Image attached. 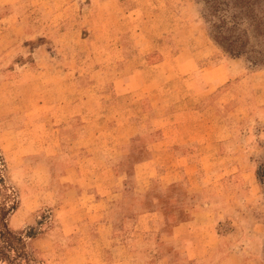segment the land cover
Segmentation results:
<instances>
[{
    "label": "crops",
    "instance_id": "1",
    "mask_svg": "<svg viewBox=\"0 0 264 264\" xmlns=\"http://www.w3.org/2000/svg\"><path fill=\"white\" fill-rule=\"evenodd\" d=\"M64 2L0 0L11 6L0 15V41L9 46L10 20L20 23L36 10L47 14L44 27L56 26L57 41H73L86 21L69 16L78 0ZM77 9L83 18L92 15L87 29L112 31L105 40L121 46L118 58H140L138 50L125 54L117 36L123 14L134 10H124L120 0H90ZM28 24L22 33L35 38L38 26ZM41 48L26 61L13 56L0 63V144L19 198L9 224L18 231L45 226L30 240L45 264H264L262 218L240 209L256 184L247 163L249 135L232 136L262 95L264 71L259 75L243 61L235 72L230 67L240 58L225 53L196 70L192 54L176 64L174 57L158 60L168 70L159 82L146 67L112 78L102 67L83 68L87 55L76 56L75 64L70 54L36 56ZM143 73L146 79L139 78ZM232 76L238 79L226 85ZM151 96L152 106L163 110L151 118L162 134L148 137L146 156L127 173L123 159L147 136L136 110ZM228 99H237L238 111L225 112ZM114 158L122 159L119 167L110 164ZM46 209L49 225L40 222Z\"/></svg>",
    "mask_w": 264,
    "mask_h": 264
},
{
    "label": "rangeland",
    "instance_id": "2",
    "mask_svg": "<svg viewBox=\"0 0 264 264\" xmlns=\"http://www.w3.org/2000/svg\"><path fill=\"white\" fill-rule=\"evenodd\" d=\"M54 2V6H59L62 4L68 5V3L64 2V0H50ZM67 1V0H66ZM90 0H78L75 2V9L69 14L74 19L83 20L85 19L86 24H84L82 31L79 35L70 36L73 41H57V32L56 26L53 24L51 26H45V17L47 14H43L41 11L36 10V12L31 13L27 20H23L20 23L13 22L10 20L8 27V35L6 40H11L10 45L7 43L0 41V63H7L13 56L15 60L26 61L29 59V55L33 52V48L35 46H41L42 48L39 51H36V56H42L43 54L49 53H62V54H70L74 55V61L76 56L84 55L89 56L87 59L88 67L85 66L83 68H99L102 67L104 70L110 72V76L114 78L115 76H126L132 72V70H136L138 68L146 67L155 71V80L159 82L161 80L160 75L162 73H166L164 71H168L165 67V63H160V60L163 57H169L172 60V63L176 64L178 62L177 59L182 60L183 57L188 55H194L196 57V63L193 64L191 68L199 69L203 66L212 65L215 62H218L223 56H225L224 52L221 49L211 50L212 41L209 40L210 36L208 34V30L203 19V2L201 0H120L122 2V6L125 9L130 8L129 10H134L130 15H124L125 24H120L122 26V32H119L121 37V41L119 43L122 44L123 51L125 54L134 53L138 50L140 58L136 60H121L120 58V48L121 46H115L114 41H106V38H110L112 36V31L103 30V29H87L88 21L94 19L89 18L87 12H85V16L76 15L75 12L78 11L77 4L89 3ZM101 0H97V3H100ZM154 1V3L152 2ZM225 1V0H220ZM48 3V2H47ZM103 2H101L102 5ZM223 3V2H221ZM109 5V4H108ZM100 4H97V8ZM153 6L155 12H150V8ZM224 6V5H223ZM105 8L106 6H102ZM112 8V6H110ZM227 9V15L233 12V9L224 6ZM260 15H262V33L257 34L253 28L248 25L246 22H241L240 27L247 30L248 36L250 38V45L255 49L262 48V55L264 57V0H262ZM11 9L10 4H0V15L9 13ZM47 10V8H45ZM75 13V14H74ZM27 14V13H26ZM94 16V15H93ZM100 16V15H98ZM106 15H103L104 18ZM33 17V18H32ZM50 17V15H49ZM32 18V19H31ZM94 18V17H93ZM31 19V20H30ZM34 21V24L38 26V34L35 38L30 39L29 37L25 38V35L22 33L23 28H28V22ZM42 22V23H41ZM8 24V23H6ZM20 24H23L21 27ZM101 24L100 22L97 23ZM85 27V28H84ZM129 27H131L129 29ZM4 30L5 28H1ZM7 31V30H6ZM19 33V34H17ZM84 38V40H82ZM118 43V42H117ZM119 49V50H118ZM122 51V50H121ZM31 52V53H30ZM123 52V53H124ZM118 54V55H117ZM24 55V57H23ZM178 55V56H177ZM114 57V59L112 58ZM200 57H202L200 59ZM167 58V59H169ZM177 58V59H176ZM237 63L232 64L230 67L233 71H238V68L241 63L245 60L244 57H239ZM188 57L186 58V61ZM179 60V61H180ZM183 60V62H186ZM194 61V60H193ZM17 62V61H16ZM245 62V61H244ZM76 64V61L74 62ZM246 63V62H245ZM16 65V63H14ZM159 64V65H158ZM239 65V66H238ZM247 65V64H246ZM11 66V65H10ZM185 67L182 69H188L189 67L184 65ZM250 69H254L260 75L264 71V63L262 65L256 67H250ZM173 69V67L171 68ZM178 69V68H177ZM179 70V69H178ZM134 72V71H133ZM138 74L139 71H136ZM145 78L144 73L139 74V78ZM35 78H32L34 80ZM146 79V78H145ZM238 78H234V76L230 77L229 82L226 85H229L233 81H236ZM0 77V84H1ZM103 82V80H100ZM174 83V86H179L182 84L180 81H171ZM261 81V78H260ZM262 79V95L257 99V104L253 111H248L247 116L241 119L239 122V126L234 130V134L236 139L242 138V134L244 132H248L246 137V150H248L251 154L248 156L249 165H251L252 170H256L258 168L261 169V165L264 169V84ZM2 94H0L1 96ZM141 96V95H140ZM152 99V102L145 101L141 104V109L137 111L138 116L136 117L139 120V124H143V131L147 135L146 138H142L138 140L134 144V157L135 160H141L146 156V141L149 138H153V136H157L160 133L162 134L161 128H156L154 124H152V116L156 114L162 113V108L154 107L152 104L155 103L154 97H147ZM144 98H141L142 100ZM146 99V98H145ZM144 99V100H145ZM143 100V101H144ZM237 100V99H236ZM236 100L228 99V102L225 106V112L228 110L230 112L231 109H234L233 112L239 110L240 106ZM1 104L4 103V98L0 97ZM129 99H124V106L127 105ZM114 111V110H113ZM112 112H108L109 114H113ZM127 111L126 113H129ZM242 114V112H240ZM246 114V111H245ZM159 123V122H158ZM158 125V124H157ZM242 142V141H241ZM242 148V147H241ZM0 156L5 160L4 149L0 144ZM122 159L114 158L111 159L110 164H114L119 167V163ZM125 159H123L124 161ZM134 160V161H135ZM246 163V164H247ZM127 167L124 166V170L127 173H130L132 164L127 162ZM122 168V166H120ZM119 171V170H118ZM4 179V187L0 186V201L5 200L7 202V206H12L13 204L18 203V191L13 187L10 182V175L7 162L5 160V169L2 172ZM24 175V174H23ZM25 177V175H24ZM226 179H222L225 181ZM131 183V181H130ZM253 191V192H252ZM249 192V200L245 205L241 206V211H246V213L256 218H262V224H264V180L263 182H259L256 178L255 189H251ZM140 198V197H139ZM145 199V198H144ZM147 200V198L145 199ZM247 201V200H246ZM9 216H7V223L9 224ZM49 225L51 219L48 216V210L46 209L42 213V217L40 222ZM221 224V223H220ZM219 230L226 229V223L222 226L219 225ZM30 227L34 229V231H38V235H41L44 232L43 226L34 225L28 226L23 230H28ZM12 229V228H11ZM29 248H33L31 242H28ZM110 250V249H108ZM34 256L36 260H41L43 264H45L43 258L37 251L34 249ZM98 256V255H97ZM109 256V255H107ZM113 256L110 255V258ZM141 255H139V258ZM115 258V256H114ZM112 258V259H114ZM116 258L120 260H128L129 257L126 254H118ZM263 258H264V243H263ZM32 263V264H42ZM156 260L151 257V262H155ZM183 263V262H181ZM4 264H21L18 259H14L13 254L7 258V262ZM88 264H91L89 262ZM126 264V263H125Z\"/></svg>",
    "mask_w": 264,
    "mask_h": 264
},
{
    "label": "trees",
    "instance_id": "3",
    "mask_svg": "<svg viewBox=\"0 0 264 264\" xmlns=\"http://www.w3.org/2000/svg\"><path fill=\"white\" fill-rule=\"evenodd\" d=\"M201 1L204 6L203 19L212 43L232 58L244 57L248 67L262 65L264 63L262 48L255 49L251 46L247 30L240 27L241 22H246L257 34L262 33V15H260L262 0ZM223 5L233 9V12L227 15V9ZM134 160V155L130 154L122 161V165L127 167L126 163L130 161L133 164L136 161ZM4 169L5 160L0 156L1 187H4L2 174ZM254 173L262 183L264 180L262 165L261 169H256ZM6 204L5 200L0 201V264L7 262L10 254H13L14 259H18L21 264L39 263L41 260H36L34 249L29 248L28 245V242L38 235V231H34L32 227L26 231L11 229L7 223V216L17 208L18 203L8 207Z\"/></svg>",
    "mask_w": 264,
    "mask_h": 264
}]
</instances>
